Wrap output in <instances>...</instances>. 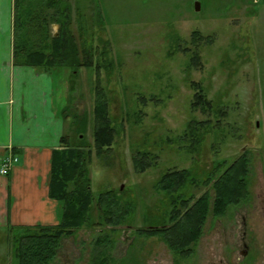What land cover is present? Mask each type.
<instances>
[{
  "label": "rangeland",
  "instance_id": "rangeland-1",
  "mask_svg": "<svg viewBox=\"0 0 264 264\" xmlns=\"http://www.w3.org/2000/svg\"><path fill=\"white\" fill-rule=\"evenodd\" d=\"M84 12L93 44L108 43L112 65L99 75L81 69L73 98L61 108L68 104L91 118L94 88L103 89L117 134L110 151L92 155L91 191L94 198L120 192L122 201L135 204L134 219L115 232L93 226L62 239L49 264H90L95 239L107 235L113 264H264V0H91ZM194 30L211 38L199 47L198 65L183 51L191 48ZM68 71L54 72L66 81ZM191 82L199 83L222 116L191 110ZM193 119L209 120L213 128L197 151L186 153L177 139ZM89 123L85 142L91 145ZM137 152L155 155V165L135 172ZM244 152L250 158L248 198L223 217L210 215L191 255L175 257L159 236L137 234L166 220L167 200L153 189L163 173L188 168L201 176L212 162L230 163ZM206 190L190 192L197 198ZM4 226L0 264H13Z\"/></svg>",
  "mask_w": 264,
  "mask_h": 264
},
{
  "label": "trees",
  "instance_id": "trees-1",
  "mask_svg": "<svg viewBox=\"0 0 264 264\" xmlns=\"http://www.w3.org/2000/svg\"><path fill=\"white\" fill-rule=\"evenodd\" d=\"M90 1L13 0V65L46 73L60 68L69 70L67 103L73 98L75 80L81 69L99 75L101 68L112 65L108 59V43L103 41L101 48L93 44L90 17L84 12ZM53 25L59 26L56 34L51 30ZM202 42H211L210 36L203 37L199 31H192L191 48L183 50L193 54L192 65L199 64ZM102 62L106 67L101 66ZM190 87L194 90L190 104L192 111L213 113L216 117L223 115L224 112L207 99L199 83L191 82ZM94 95L91 118H87L83 111L78 113L76 107L69 108L68 104L61 113L68 132L63 133L59 148L52 152L48 178V197L60 204V220L56 225L8 224L6 239L13 264H49L62 239L93 226L107 227L115 232L117 227L130 223L129 217L134 219L135 204L122 201L120 192L108 190L94 198L91 191L92 155L94 153L99 158L110 151L117 134L103 89L96 86ZM88 122L91 145L85 142ZM211 128L213 125L209 120H190L177 141L186 146V153H192L197 151ZM155 163L156 156L149 152H137L132 157L137 173L144 172ZM212 163L201 176L188 168L170 169L163 173L153 189L167 200L166 220L161 221L159 227L138 229L137 234L146 238L159 236L175 257L191 255L207 218L210 215L223 217L229 206L239 205L249 196L250 158L246 152L230 163L225 159ZM201 186H207L209 190L194 197L190 190ZM112 243L110 236H98L90 264H113Z\"/></svg>",
  "mask_w": 264,
  "mask_h": 264
},
{
  "label": "crops",
  "instance_id": "crops-1",
  "mask_svg": "<svg viewBox=\"0 0 264 264\" xmlns=\"http://www.w3.org/2000/svg\"><path fill=\"white\" fill-rule=\"evenodd\" d=\"M12 20L13 0H0V165L17 158L0 175V227L56 225L61 206L48 197V178L65 132L68 82L54 71L13 65Z\"/></svg>",
  "mask_w": 264,
  "mask_h": 264
},
{
  "label": "built area",
  "instance_id": "built-area-1",
  "mask_svg": "<svg viewBox=\"0 0 264 264\" xmlns=\"http://www.w3.org/2000/svg\"><path fill=\"white\" fill-rule=\"evenodd\" d=\"M17 162V158L13 156L5 157L2 160L1 167H0V175H7L8 171Z\"/></svg>",
  "mask_w": 264,
  "mask_h": 264
},
{
  "label": "water",
  "instance_id": "water-1",
  "mask_svg": "<svg viewBox=\"0 0 264 264\" xmlns=\"http://www.w3.org/2000/svg\"><path fill=\"white\" fill-rule=\"evenodd\" d=\"M199 8H200V5H199V3H195V10L196 11H198L199 10ZM56 27V29H57V31H58V29H59V26H55ZM56 34V33H55ZM256 125L258 126V124L256 123Z\"/></svg>",
  "mask_w": 264,
  "mask_h": 264
},
{
  "label": "flooded vegetation",
  "instance_id": "flooded-vegetation-1",
  "mask_svg": "<svg viewBox=\"0 0 264 264\" xmlns=\"http://www.w3.org/2000/svg\"><path fill=\"white\" fill-rule=\"evenodd\" d=\"M244 247H246V246H244ZM245 252H246V250H245V251H243L242 255H244V254H245ZM220 264H222V262H221Z\"/></svg>",
  "mask_w": 264,
  "mask_h": 264
}]
</instances>
